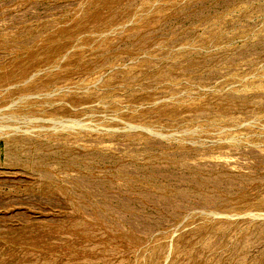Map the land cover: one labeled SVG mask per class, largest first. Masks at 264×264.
<instances>
[{
  "label": "rangeland",
  "instance_id": "rangeland-1",
  "mask_svg": "<svg viewBox=\"0 0 264 264\" xmlns=\"http://www.w3.org/2000/svg\"><path fill=\"white\" fill-rule=\"evenodd\" d=\"M0 264H264V0H0Z\"/></svg>",
  "mask_w": 264,
  "mask_h": 264
}]
</instances>
